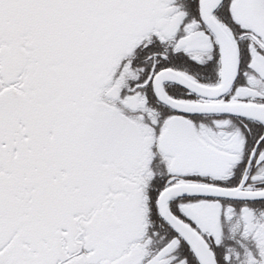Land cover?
I'll return each mask as SVG.
<instances>
[{"label":"snow or ice","instance_id":"obj_1","mask_svg":"<svg viewBox=\"0 0 264 264\" xmlns=\"http://www.w3.org/2000/svg\"><path fill=\"white\" fill-rule=\"evenodd\" d=\"M0 264H264V0H0Z\"/></svg>","mask_w":264,"mask_h":264}]
</instances>
